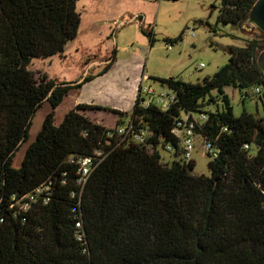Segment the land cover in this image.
I'll return each mask as SVG.
<instances>
[{
	"label": "trees",
	"instance_id": "16d2710c",
	"mask_svg": "<svg viewBox=\"0 0 264 264\" xmlns=\"http://www.w3.org/2000/svg\"><path fill=\"white\" fill-rule=\"evenodd\" d=\"M76 1L0 0V264H264V116L234 115L224 92L263 82L255 52L264 32L244 22L255 0H221L217 20L246 35L242 47H228L226 64L201 82L162 79L175 93L167 110L135 99L128 120L145 131L139 142L108 138L111 128L91 120L84 103L54 122L72 85L28 67L76 37ZM257 94L264 106V88ZM45 100L52 109L12 167ZM209 103L215 110L204 109ZM181 112L208 114L195 131L219 150L209 175L182 158L171 133ZM84 156L92 169L78 184Z\"/></svg>",
	"mask_w": 264,
	"mask_h": 264
},
{
	"label": "rangeland",
	"instance_id": "374dc122",
	"mask_svg": "<svg viewBox=\"0 0 264 264\" xmlns=\"http://www.w3.org/2000/svg\"><path fill=\"white\" fill-rule=\"evenodd\" d=\"M220 4L221 0H77L75 10L81 20L76 37L65 43L62 53L33 57L28 65L58 83L72 85L53 109L54 122L84 103L89 105L86 114L91 120L113 127L128 121L142 75L147 77L142 85L157 91L167 88L164 78L194 83L211 76L229 61L228 47H242L246 38L239 26L217 20ZM85 75L89 78L81 82ZM253 77L250 72L246 78ZM254 86H224L234 115L245 109L264 116ZM215 108V103H209L204 109ZM51 109L48 100L35 109L27 139L14 151L12 167L20 166L26 147ZM172 155L161 149L165 162L170 163ZM191 157V172L209 175L210 157L198 136Z\"/></svg>",
	"mask_w": 264,
	"mask_h": 264
},
{
	"label": "built area",
	"instance_id": "2783aa9c",
	"mask_svg": "<svg viewBox=\"0 0 264 264\" xmlns=\"http://www.w3.org/2000/svg\"><path fill=\"white\" fill-rule=\"evenodd\" d=\"M193 35V33H191ZM201 67L202 64H199ZM146 76H141V81L137 90L136 99L139 100L141 107L156 106L160 110H167L172 103L175 102V93L173 90L167 88H161L159 91L153 89L151 85H142V82L146 80ZM263 85L259 84L254 86V92L259 93L263 90ZM208 120V114L205 112H184L180 114L173 124L171 133L175 136L178 145L182 150V158L187 162L192 160V153L195 147L196 136H201L195 131V128H200ZM107 132L108 138L117 135L119 138L131 137L135 142L142 141L145 136V131L139 130L134 132L132 129V123L130 120L121 125H115L110 127ZM245 149H248V144H243ZM167 150H171V146L167 145ZM203 151L212 158L219 155V150L215 146L212 140H202ZM100 153L96 151L95 154ZM78 168L76 172L78 174L77 183L83 184L92 169V157H81L77 160Z\"/></svg>",
	"mask_w": 264,
	"mask_h": 264
},
{
	"label": "water",
	"instance_id": "95a60500",
	"mask_svg": "<svg viewBox=\"0 0 264 264\" xmlns=\"http://www.w3.org/2000/svg\"><path fill=\"white\" fill-rule=\"evenodd\" d=\"M245 24L256 27L260 31L264 32V0H255L250 11L248 12L245 20ZM261 43H264V39L258 40ZM256 54V65L257 68L262 72L264 87V47L255 52ZM254 75H257V72H254Z\"/></svg>",
	"mask_w": 264,
	"mask_h": 264
},
{
	"label": "flooded vegetation",
	"instance_id": "af4514ba",
	"mask_svg": "<svg viewBox=\"0 0 264 264\" xmlns=\"http://www.w3.org/2000/svg\"><path fill=\"white\" fill-rule=\"evenodd\" d=\"M256 76H257V75H256ZM246 77H247V76H246ZM254 79H255V78L253 77V78H251V79H249V80L247 79V80H248L249 82H253Z\"/></svg>",
	"mask_w": 264,
	"mask_h": 264
},
{
	"label": "crops",
	"instance_id": "0c3cea01",
	"mask_svg": "<svg viewBox=\"0 0 264 264\" xmlns=\"http://www.w3.org/2000/svg\"><path fill=\"white\" fill-rule=\"evenodd\" d=\"M96 63H98V62H96Z\"/></svg>",
	"mask_w": 264,
	"mask_h": 264
}]
</instances>
